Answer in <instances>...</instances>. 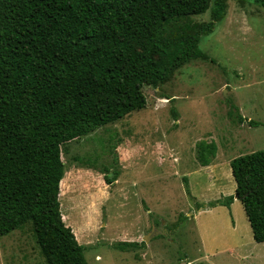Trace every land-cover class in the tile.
Wrapping results in <instances>:
<instances>
[{"label":"rangeland","instance_id":"obj_1","mask_svg":"<svg viewBox=\"0 0 264 264\" xmlns=\"http://www.w3.org/2000/svg\"><path fill=\"white\" fill-rule=\"evenodd\" d=\"M213 1L190 19L208 22ZM199 49L202 58L142 87V109L61 146L60 211L88 264H264L240 201L208 205L234 196L230 161L264 149V8L227 0ZM202 142L216 146L208 166ZM107 170L118 174L112 186ZM136 236L148 238L117 248ZM0 264H45L30 223L0 236Z\"/></svg>","mask_w":264,"mask_h":264},{"label":"trees","instance_id":"obj_2","mask_svg":"<svg viewBox=\"0 0 264 264\" xmlns=\"http://www.w3.org/2000/svg\"><path fill=\"white\" fill-rule=\"evenodd\" d=\"M226 2L214 0L210 20L196 23L209 0H0V236L30 223L45 264H88L60 211L61 146L142 109L144 85L202 58L200 40ZM202 144L207 166L216 146ZM229 164L252 237L264 242V149ZM117 177L107 170L103 181ZM234 196L208 205L229 207Z\"/></svg>","mask_w":264,"mask_h":264},{"label":"crops","instance_id":"obj_3","mask_svg":"<svg viewBox=\"0 0 264 264\" xmlns=\"http://www.w3.org/2000/svg\"><path fill=\"white\" fill-rule=\"evenodd\" d=\"M260 125V124H259ZM208 166V165H207ZM63 179V178H62ZM117 180V179H116ZM104 182V181H103ZM117 181H115L114 183H116ZM113 183V184H114ZM66 184V183H65ZM105 184V183H104ZM112 184V185H113ZM112 185H108V186H112ZM107 186V185H106ZM66 198V197H65ZM234 199H236V198H234ZM67 201V199L66 200H63V201H60V208H62V202H66ZM70 202H72L71 200H69V207H70ZM68 203V202H67ZM67 203H66V205H67ZM233 203V202H232ZM231 205V204H230ZM79 207V206H78ZM84 208H86V206H81L80 207V210H84ZM62 214V213H61ZM63 215V214H62ZM87 220H85V222H86ZM88 222V221H87ZM71 224H69V222H67V223H65L66 225H69L70 227H72V230H73V232H74V225L75 224H73V222H70ZM89 223V222H88ZM87 223V224H88ZM140 236V235H139ZM139 236H136L134 239L133 238H127V239H129L130 241H126V242H136V243H138V245H137V247H139V246H141L142 244H144V240H142L141 238L139 239L138 237ZM134 240V241H133ZM79 242H81L80 240H79ZM121 242V241H120ZM143 242V243H142ZM134 248H136V247H134Z\"/></svg>","mask_w":264,"mask_h":264},{"label":"water","instance_id":"obj_4","mask_svg":"<svg viewBox=\"0 0 264 264\" xmlns=\"http://www.w3.org/2000/svg\"><path fill=\"white\" fill-rule=\"evenodd\" d=\"M234 198H236V197L234 196ZM147 238H148V236H147V237H145V238H144V240L146 241V239H147Z\"/></svg>","mask_w":264,"mask_h":264}]
</instances>
